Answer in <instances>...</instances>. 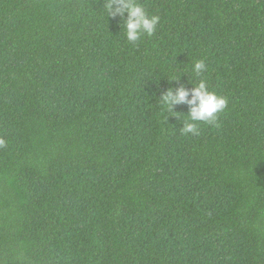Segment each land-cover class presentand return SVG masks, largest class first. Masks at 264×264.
Instances as JSON below:
<instances>
[{"label": "trees", "instance_id": "16d2710c", "mask_svg": "<svg viewBox=\"0 0 264 264\" xmlns=\"http://www.w3.org/2000/svg\"><path fill=\"white\" fill-rule=\"evenodd\" d=\"M138 2L133 44L98 0H0V264H264V0ZM200 79L227 107L184 135L158 99Z\"/></svg>", "mask_w": 264, "mask_h": 264}, {"label": "clouds", "instance_id": "9594fccd", "mask_svg": "<svg viewBox=\"0 0 264 264\" xmlns=\"http://www.w3.org/2000/svg\"><path fill=\"white\" fill-rule=\"evenodd\" d=\"M98 2L102 4L105 17L120 19L125 37L130 43L135 44L143 35L152 36L160 24V16L150 15L138 0H98ZM206 70L207 65L203 60H197L192 65V72L197 76ZM178 78H172L170 81L178 82ZM192 85L191 88H186L183 84H178L174 88L169 87L160 95L158 102L162 108L171 112L176 105H186L188 119L181 126V133L197 136L199 135L197 123L214 125L218 119V113L227 107V99L209 90L204 79ZM5 145L6 140L0 137V148Z\"/></svg>", "mask_w": 264, "mask_h": 264}]
</instances>
